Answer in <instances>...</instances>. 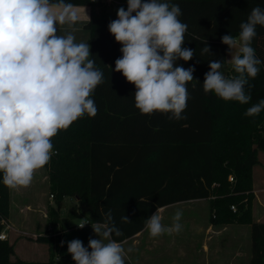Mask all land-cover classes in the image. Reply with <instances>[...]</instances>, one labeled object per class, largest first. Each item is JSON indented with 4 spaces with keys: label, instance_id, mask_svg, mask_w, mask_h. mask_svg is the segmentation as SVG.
I'll list each match as a JSON object with an SVG mask.
<instances>
[{
    "label": "trees",
    "instance_id": "obj_1",
    "mask_svg": "<svg viewBox=\"0 0 264 264\" xmlns=\"http://www.w3.org/2000/svg\"><path fill=\"white\" fill-rule=\"evenodd\" d=\"M95 1L65 0L74 5H94ZM163 2L180 6L179 19L188 25L182 47L195 50L190 61L177 60L175 65L195 68L194 80L187 85L190 98L182 114L186 119H173L171 113L141 114L135 107V85L115 71L122 45L115 41L108 25L117 19V14L91 17L84 27L90 32L88 43L96 65L104 73V83L91 97L98 112L94 117L85 114L52 138L56 154L48 165L53 194L58 203L65 196H77L76 211L86 213L91 225L103 224L104 214L111 209L115 225L123 233L119 237L112 235L118 242L144 230L146 219L169 204L209 199L216 210L212 221L215 224L233 220V214L229 212L227 216L225 210L245 206L238 220L251 225L250 264H264V222L255 221L251 214L252 171L260 162L258 151L264 150V110L255 117L244 114L264 99V27L257 26L252 42L262 63L259 74L249 80L251 101H225L203 90L209 62L227 61L229 49L221 37L239 33L240 24L247 21L252 8L264 9V0ZM203 40L211 54L201 55ZM234 75L237 74L231 67L227 77ZM230 169L234 183L225 178ZM217 183L219 190L215 193ZM10 196V188L0 173V234L8 224ZM123 215L131 222H121ZM52 223L61 224L65 232L54 238L39 235L35 240L56 245L59 261L53 246L48 261L13 259L15 244L0 239V264H75L68 253L73 227L66 218L57 221L55 217ZM67 232L70 234L64 239ZM126 264L133 263L126 260Z\"/></svg>",
    "mask_w": 264,
    "mask_h": 264
},
{
    "label": "clouds",
    "instance_id": "obj_2",
    "mask_svg": "<svg viewBox=\"0 0 264 264\" xmlns=\"http://www.w3.org/2000/svg\"><path fill=\"white\" fill-rule=\"evenodd\" d=\"M181 16L178 4L127 0V10L120 7L117 19L108 25L122 45L115 71L135 85V107L141 114L171 113L173 119H186L182 114L190 98L187 85L194 80L195 68L175 65L177 60L190 61L195 50L182 47L188 25ZM79 21L78 6L65 0H0V173L9 188L29 187L35 172L56 154L52 138L85 114L94 117L98 112L91 97L104 83V73L96 65L90 44L77 42L74 33ZM62 25L71 31L58 34ZM258 25L264 27V9L256 6L240 24L237 36L221 37L237 75L225 76L223 61L211 60L203 82L205 93L240 104L251 101L249 80L259 74L262 63L252 47ZM202 43L201 55L211 54L206 40ZM262 110L264 99L244 114L255 117ZM159 211L146 219L150 237L178 234L183 227L182 210L175 212L171 226L162 223ZM121 222L131 221L123 215ZM92 228L103 238H90L87 247L79 239L68 242L75 264H126L134 249L125 250L112 239L113 234L123 233L111 209L104 214L103 224Z\"/></svg>",
    "mask_w": 264,
    "mask_h": 264
},
{
    "label": "crops",
    "instance_id": "obj_3",
    "mask_svg": "<svg viewBox=\"0 0 264 264\" xmlns=\"http://www.w3.org/2000/svg\"><path fill=\"white\" fill-rule=\"evenodd\" d=\"M18 189V194H16L17 189L10 188V216L8 218L7 229L9 230L10 236H12L10 242L15 244V257H20L27 261H48L52 256L51 247L53 244L50 241L43 242L47 243L48 247L45 248V252L42 254L45 258L41 260L33 258L26 259L20 256L18 254V244L22 242L21 240L23 238L36 241L35 239L38 235L54 238L60 233L65 232L61 224L52 223V219L54 220L55 217L57 221L63 219L60 215V205L64 198L58 203L53 194L49 165L35 172L33 181L29 187H19ZM254 191L257 192L256 182L254 184ZM72 197L78 203L79 198L77 196ZM202 201H209V206L211 207L209 199H196L177 202L158 208L160 210L159 215L162 217V223L166 226L172 225V218L178 209L182 210V212H188L187 214L185 213V216L183 215V219L180 221L183 226L182 230L178 234H166L158 238H151L147 228H145L133 237L120 242L125 250L130 247L134 249V251L128 253L126 260H129L133 264H192L194 255L197 253L198 256V249L203 245L201 251L206 255V264L225 262L224 254L226 251L232 257L231 260L229 259L231 262L228 260L226 262L227 264H241L240 260L242 256L240 254L242 247H233L231 245L232 247L226 248L224 242L222 243V247L218 246L217 243L218 239L225 241V239L229 238V241H233L238 236L236 234H232L231 237L226 235L228 226L213 222L206 223L208 209L205 206L202 207V205L194 203ZM260 204L262 203L260 202ZM18 207L24 213L21 223L14 217V208L16 209ZM86 216L89 219L87 214ZM253 219L255 220V218ZM255 221L264 222V219L259 217ZM201 237L203 238V242L198 246L197 243H200ZM92 239H97L95 232L93 233ZM55 252V259L59 261L61 257L58 254V248L57 250L55 249Z\"/></svg>",
    "mask_w": 264,
    "mask_h": 264
},
{
    "label": "rangeland",
    "instance_id": "obj_4",
    "mask_svg": "<svg viewBox=\"0 0 264 264\" xmlns=\"http://www.w3.org/2000/svg\"><path fill=\"white\" fill-rule=\"evenodd\" d=\"M78 6V11L80 15V21L76 25V27L79 29L74 33L76 36L77 42L83 41V42H88V38L90 35V32L84 27V24L89 21L91 17L94 16H110V15H115L117 14V10L120 7H124L125 10H127V0H96L94 5H76ZM59 31L58 34L64 35L67 32L71 31L70 28H68L67 25H62L58 26ZM233 36H237L238 33L232 34ZM233 54L238 52V48L233 49ZM231 59V56L229 54L228 50V56H227V61L226 63L223 64L222 71L227 76L228 71L232 67L231 63L228 61ZM258 156L260 159V162L256 164L253 167L252 171V177H253V186L256 182V187H257V192L254 191V197L252 199V217L257 220V218L261 217V219H264V150H259L258 151ZM234 178V173L230 169V173L226 174L225 178L226 181L229 183H234L236 180L231 179ZM226 181L224 183H226ZM219 183L216 184V189L215 193L218 192L219 188ZM19 188V187H18ZM16 188V194H18L19 189ZM217 195V194H216ZM258 195V196H257ZM217 197V196H215ZM259 197V200H258ZM22 201V200H21ZM262 204H260V202ZM76 199L72 196H65L63 202L60 205V215L62 218H66L68 220V224L73 227L71 234H72V240L73 239H79L83 241V244L85 247L88 246L89 239L92 238L94 230L92 228L95 227V224L88 225L84 228H79L78 225L80 222H85L86 221V213L83 212H77L76 211ZM199 205H202V207H206L208 210L207 216H206V223H211L214 221V215L216 214V210L213 207L209 206V201H202V202H194ZM245 209V206L243 208H240L239 205L235 206V209L230 208L229 210H225V215L228 216L229 212L233 214L232 216V221H222L223 226H228L227 228V233L226 235L232 236V234H236L238 237L234 238L235 240H230L229 238L225 239V241L218 239L217 243L218 246L222 247V243L224 242L225 247H242L241 248V264H250V258H251V226L250 225H244L246 223H240L238 220L242 216V210ZM21 208H14V217L16 220L21 223L23 220L24 213H22ZM227 211V212H226ZM176 212V211H175ZM185 211L183 212V215L185 216ZM188 213V212H187ZM186 213V214H187ZM183 219V218H182ZM208 220V221H207ZM239 224V225H237ZM7 227V228H6ZM8 229V224L5 223V227L2 230L3 234H6L7 240L11 241L12 236L9 234ZM68 234L70 232H67L64 236V239L68 237ZM28 236V235H27ZM39 236V235H38ZM97 238H103L102 236L97 237ZM22 242L18 244V254L26 259H43L45 258L42 254L45 252V248L48 247L47 243L39 242V241H32L29 238H23L21 240ZM199 241V240H198ZM201 242H203V238L201 237L200 243L197 245L200 246ZM232 245V246H231ZM54 250H57L56 245H52ZM203 248V245L198 249V256L197 253L193 257V263L192 264H206V255L201 251ZM91 251V249H89ZM233 251H235L233 249ZM226 253L224 254V259L225 262L219 263V264H227L226 262L230 259L231 260V255ZM248 256L247 258H245ZM15 259V256L13 257ZM223 259V257H222ZM249 259V260H248ZM229 260V262H231Z\"/></svg>",
    "mask_w": 264,
    "mask_h": 264
},
{
    "label": "built area",
    "instance_id": "obj_5",
    "mask_svg": "<svg viewBox=\"0 0 264 264\" xmlns=\"http://www.w3.org/2000/svg\"><path fill=\"white\" fill-rule=\"evenodd\" d=\"M231 179L233 180L234 178L232 177ZM232 208L235 209V206H232ZM81 223H88V224H86L84 227H86V226H88V225H91L90 219H86L85 222H80L79 224H81ZM0 239H2V240H7V236H6V234L1 233V234H0Z\"/></svg>",
    "mask_w": 264,
    "mask_h": 264
}]
</instances>
